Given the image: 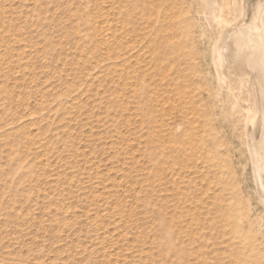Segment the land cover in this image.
I'll use <instances>...</instances> for the list:
<instances>
[{
  "label": "rangeland",
  "instance_id": "rangeland-1",
  "mask_svg": "<svg viewBox=\"0 0 264 264\" xmlns=\"http://www.w3.org/2000/svg\"><path fill=\"white\" fill-rule=\"evenodd\" d=\"M263 4L0 0V264H264Z\"/></svg>",
  "mask_w": 264,
  "mask_h": 264
},
{
  "label": "bare ground",
  "instance_id": "bare-ground-1",
  "mask_svg": "<svg viewBox=\"0 0 264 264\" xmlns=\"http://www.w3.org/2000/svg\"><path fill=\"white\" fill-rule=\"evenodd\" d=\"M215 3V2H214ZM217 3V2H216ZM212 5H213V0H212ZM230 5V4H229ZM264 5V4H263ZM217 6V5H216ZM218 7V6H217ZM258 7V6H257ZM228 8V7H227ZM245 8V7H244ZM249 8V7H248ZM260 8V6H259ZM258 8V9H259ZM215 9V8H214ZM220 10V7L218 8ZM225 9V8H224ZM223 9V10H224ZM230 11V10H228ZM234 11V10H233ZM260 11V10H259ZM258 11V12H259ZM219 12V11H218ZM217 12V13H218ZM235 12V11H234ZM256 12V11H255ZM225 13V12H224ZM247 13L249 14V11L247 10ZM257 13V12H256ZM255 13V14H256ZM261 13H264L261 11ZM223 14V13H222ZM255 16V15H254ZM257 17V16H256ZM221 18V17H219ZM247 18V17H246ZM245 19V18H243ZM248 19V18H247ZM255 19V18H254ZM263 19V18H262ZM264 20V19H263ZM262 20V21H263ZM250 21V20H249ZM258 21V19H257ZM261 21V20H260ZM246 22V20H245ZM254 22V21H253ZM259 23V22H258ZM258 25V24H257ZM259 25H261L263 27V29L260 31V28L257 30V31H260L261 34H262V37L264 36V24L263 23H260ZM261 27V28H262ZM239 29V28H238ZM235 31V29H234ZM240 31V30H239ZM243 31V30H242ZM253 31H256V30H253ZM238 32V30H237ZM242 34V33H241ZM258 34V33H257ZM260 34V33H259ZM248 35V34H247ZM258 37V35H257ZM256 39L254 38H250L248 40V48H251V52H252V45H254L255 43H257L258 45V42L264 46V39L263 40H260V39ZM260 37V36H259ZM247 39V37H246ZM227 41L226 42V45L225 47L223 48L222 51H220L218 53V61H219V71H220V76L223 78L224 81L227 80V77H226V74H225V69L227 70H230L232 67H235V66H232V65H227L228 64V58L230 59V57L232 58L233 57V53H231L232 50L235 49L236 45L239 44L240 42V39H238L237 36H228L227 38ZM243 46V45H242ZM241 47V46H240ZM261 47V46H260ZM260 47L258 48L259 52H260ZM238 48V47H237ZM254 48V47H253ZM264 48V47H263ZM236 51V50H235ZM238 52V51H237ZM246 53L245 51H243V54L237 56L238 58L236 59V61H238V65L236 66L237 68V71L239 73H243V74H248L250 71L248 69V67L243 63V61H245V54ZM255 53V52H254ZM258 52H256V55H257ZM253 54V53H252ZM252 56V55H251ZM254 56V54H253ZM258 57V56H257ZM235 58V57H234ZM247 59V58H246ZM259 59V58H258ZM261 59V57H260ZM251 61V59H250ZM250 63V62H248ZM263 63V62H262ZM231 64V63H230ZM233 64V63H232ZM251 64V63H250ZM227 65V66H226ZM249 65V64H248ZM256 65V64H255ZM258 65H256V68H257ZM250 67V66H249ZM251 68V67H250ZM260 69V68H258ZM261 70V69H260ZM262 71V70H261ZM258 72H260L258 70ZM255 74V73H254ZM231 76V75H230ZM229 77V76H228ZM257 78V79H260L262 78L261 75H260V78H258V76H252L250 74V78ZM264 77V76H263ZM237 78V77H236ZM249 79V78H248ZM256 79V80H257ZM264 81V80H263ZM257 82V81H256ZM259 82V81H258ZM257 82V83H258ZM260 83V82H259ZM263 83V82H262ZM261 84V83H260ZM262 87V86H261ZM261 109H262V114L264 115V101H262V105H261ZM261 111V110H260ZM264 118V117H263ZM264 119L262 120L261 118L258 119V120H255L252 124V127H251V131H250V136H249V144L251 146V153H252V156L254 157V164H255V171L257 173V181H258V185L261 189V192L263 193L264 195V151H261V149L264 147H262L261 145H264L263 142H264ZM261 132V133H260ZM258 133V134H257ZM262 135V137H260ZM261 138V139H260Z\"/></svg>",
  "mask_w": 264,
  "mask_h": 264
}]
</instances>
